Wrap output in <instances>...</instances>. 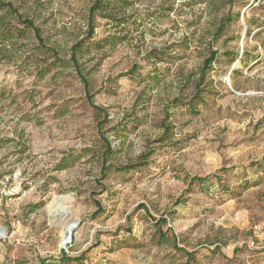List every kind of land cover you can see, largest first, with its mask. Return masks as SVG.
<instances>
[{
  "label": "rangeland",
  "instance_id": "obj_1",
  "mask_svg": "<svg viewBox=\"0 0 264 264\" xmlns=\"http://www.w3.org/2000/svg\"><path fill=\"white\" fill-rule=\"evenodd\" d=\"M1 1L0 264H264V0L135 4L121 44L79 58L88 90L68 62L93 0Z\"/></svg>",
  "mask_w": 264,
  "mask_h": 264
},
{
  "label": "trees",
  "instance_id": "obj_2",
  "mask_svg": "<svg viewBox=\"0 0 264 264\" xmlns=\"http://www.w3.org/2000/svg\"><path fill=\"white\" fill-rule=\"evenodd\" d=\"M145 1H149V0H93L92 5L90 6L88 10V31L86 34V38L83 41L76 43L75 45L71 47L70 58L68 62V64H70L71 67L74 68L78 78L83 83L85 90H88L90 85L86 77L82 74V70L79 64V58L84 56V54L90 48H94L96 50H103L107 47L113 48L116 45L121 44L125 40L126 37L118 36V35H122L126 29L127 31H129L130 28L128 29L126 28V26L129 27V25H134V23H136V22H133V24H128L129 18L126 16L127 12L130 9H132V7L135 4L140 3V2H145ZM177 1H181V0H168V2L171 3V5L167 7L168 10L166 11L169 13L172 12L173 5ZM185 1H194V0H185ZM165 3L166 1L163 0V3L159 8L163 9ZM0 8L5 11V15H10V16L15 15L17 17V10L10 3H5L0 0ZM96 18L105 20L107 25H110L111 27H113V29L115 30V33L108 34L104 38L96 39L94 37V26H93V23ZM231 21H232V18L229 16H226L222 20L220 31H223L231 23ZM21 23L25 26V28L31 30L34 33L35 38L39 44V47L41 49H45L43 40L40 36V30L36 26H34L33 22L29 19H23ZM5 26H6L5 17L3 15V17H0V48L4 47L6 43L10 42V40L13 39V36H14V34L10 32L8 29H4ZM89 40H91L90 41L91 43H85V41H89ZM159 51L160 50L153 49V51L150 52V56L152 58H156L159 60L160 58L158 55L160 56L164 55L163 53ZM215 58H216V52H212L210 56L206 60H204L200 74H199V78H197V81L194 82V86H193L194 95L192 99L188 101L187 104H185V106L191 113H197V106L199 104H203V98L202 96H200V94L202 93L201 86L203 85V79L205 78L207 72L211 69V65L215 61ZM175 103H178L177 100L175 101ZM95 109L98 110L97 108ZM103 116H104L103 121L105 122L108 118V115L106 113H103ZM167 130L168 129H165V132H167ZM104 142H105L104 143L105 151L103 155H108L109 153H111L112 150H111L110 144L107 142L106 139L104 140ZM142 164H143L142 162L141 163L139 162L137 164L119 167V168H116V171L117 172H128V171L139 168ZM68 165L69 163L66 160H64L62 164L60 165V168L58 169L63 170ZM95 206H96L97 211L95 212L94 216H97L102 212H100L101 208L98 203H95ZM159 223L165 224L166 220L161 219ZM60 256L61 257L59 258V261L62 263L72 261V259L69 256H67V254L63 251H61ZM40 264H48V262L47 260H41Z\"/></svg>",
  "mask_w": 264,
  "mask_h": 264
},
{
  "label": "built area",
  "instance_id": "obj_3",
  "mask_svg": "<svg viewBox=\"0 0 264 264\" xmlns=\"http://www.w3.org/2000/svg\"><path fill=\"white\" fill-rule=\"evenodd\" d=\"M255 1V0H253ZM253 229V235H254V238H250V241L248 242V244H250V246H253V247H257V248H264V237H263V234L260 232L258 226L254 225L252 227ZM260 237H262V244L260 242V244L256 243V239H260ZM261 240V239H260Z\"/></svg>",
  "mask_w": 264,
  "mask_h": 264
},
{
  "label": "bare ground",
  "instance_id": "obj_4",
  "mask_svg": "<svg viewBox=\"0 0 264 264\" xmlns=\"http://www.w3.org/2000/svg\"><path fill=\"white\" fill-rule=\"evenodd\" d=\"M74 224L73 223H69L65 226L64 230H63V234H62V240L60 242V246H64L68 243V235L70 234L69 232H71L74 229Z\"/></svg>",
  "mask_w": 264,
  "mask_h": 264
},
{
  "label": "water",
  "instance_id": "obj_5",
  "mask_svg": "<svg viewBox=\"0 0 264 264\" xmlns=\"http://www.w3.org/2000/svg\"><path fill=\"white\" fill-rule=\"evenodd\" d=\"M68 238H70V235H68Z\"/></svg>",
  "mask_w": 264,
  "mask_h": 264
}]
</instances>
